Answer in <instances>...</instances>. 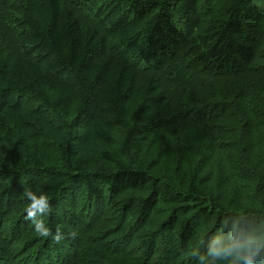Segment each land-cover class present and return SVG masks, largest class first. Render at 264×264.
Listing matches in <instances>:
<instances>
[{
    "label": "trees",
    "instance_id": "16d2710c",
    "mask_svg": "<svg viewBox=\"0 0 264 264\" xmlns=\"http://www.w3.org/2000/svg\"><path fill=\"white\" fill-rule=\"evenodd\" d=\"M210 1L0 0V264H211L197 245L264 235L261 198L244 191L237 213L219 187L223 171L241 178L248 125L264 152V98L250 82L209 86L264 72L244 37L262 0L204 17ZM99 143L93 171L82 147Z\"/></svg>",
    "mask_w": 264,
    "mask_h": 264
},
{
    "label": "rangeland",
    "instance_id": "374dc122",
    "mask_svg": "<svg viewBox=\"0 0 264 264\" xmlns=\"http://www.w3.org/2000/svg\"><path fill=\"white\" fill-rule=\"evenodd\" d=\"M218 1L219 0H214V1L211 0L209 2L210 5H208L206 7V10H205V12H202V15L204 17L208 16V14H210V13L220 15L221 12L223 11V9L225 8L228 0H224V2L222 4H217ZM206 3H204V4H206ZM201 6H202V4H201ZM253 6L254 7L251 8L250 12H248L249 14H251V16H250L251 22H250L249 17L246 16V21H248V22L245 24V27H244V29H245L244 37L246 39L250 40L251 43L256 47L255 48V50L257 51V53H256V59L257 60L255 59L256 64H257L256 68L260 67L256 71L260 72L261 68L264 67V0H262V2H260V3L254 2ZM253 13H255V14L253 15ZM9 51H10V54H12V50H9ZM263 71H264V69H263ZM245 77H246V79H237V81H234V79H227L226 81H222L221 84H223V86H221L220 83H216V82L212 81L209 83V86L213 90H216L219 87H220V89H225V88H223L225 86H229V87L235 86V83L247 84L250 82L252 84H255V87L257 90L256 95L260 96V93H261V95L264 98V72L262 74H259V75L253 74V75L245 76ZM242 81H246V82H242ZM218 85H219V87H218ZM259 89H260V91H258ZM28 105H29V103L25 104V107H27ZM36 105H38V104H36ZM261 109L264 110V103L261 104ZM36 110H41V112H42L41 115L45 116V120L47 122L49 120H51V123H54L53 126H56V127H54L55 129H57V126H58L57 124H59V123L63 127L65 126L66 120L55 115L53 112H50L51 110H47L43 106H41V109L37 108ZM36 110H34L33 112H35ZM17 119L19 120V117H17ZM23 119L28 120L30 118H28L26 116ZM234 121H236L234 119V117L227 115L226 118H224L223 120H221L219 122L220 124L223 125V128H221L219 126L220 130L223 132V130H226L227 126L229 124L234 123ZM214 125H216L218 127L217 122L214 123ZM235 125H237V127L240 128L242 123L240 122V123L235 124ZM242 126H243V128H245V125H242ZM55 129L52 128V131ZM247 129H248V131H251V137L247 136V133H245L243 138H242V142L239 146V147H243L245 145H248V147L245 149V151L243 152V155L241 157V160L243 162L244 167L241 168L239 171H237V174L241 175V178L240 177H231V175L230 176L228 175L227 171H223V173H224L223 178L228 177L229 181L227 182L226 185L224 184L223 186L221 185L222 184V182H221L220 186H219L221 188L220 194H221V199H222L224 205L230 211H234L237 213H239L240 205L242 203H244V197H243L244 191L250 192V193H252V195H257L258 198L259 199L261 198V200L264 202V152H263V150L257 148V147L261 148L260 142L255 137V135L258 133L255 130H252L249 125L247 126ZM216 133L218 135V132H216ZM236 133H237V131L235 132V134ZM217 135L215 134V137H217ZM44 137L45 138L40 141L41 143H44L43 141L45 139H47L46 135H44ZM233 138H234V140H236L237 136L234 135ZM219 145H221V144H219ZM82 149L84 151L82 154V157L85 158L86 160H88L87 163H88L89 167L90 166L92 167L93 171H95L97 169L104 168V166L102 165V162L101 161L99 162L98 156L102 151L106 150L105 145H103L102 143L101 144L99 143V145L93 144V145L85 147V148L82 147ZM43 150H45V149H43ZM218 151L223 157H229V156H231V155L233 156L235 154H236L235 157H237L239 149L233 150V153H232V151H229V150L224 149V148H222V149L219 148ZM232 156L230 158H232ZM219 158H221V156ZM170 166L172 168L164 167V166L159 167L158 172L156 174L162 175V177H167L169 175L167 173L168 170H170L171 173H174V170H175V164L172 163ZM212 167H213V165H211L209 167V169H206V171L204 173L205 178H206V182L208 181L207 187H209L211 185L210 180H211V178H214V176H215L214 173L218 172V169H216V167H213V168ZM111 185L112 184L110 183L109 186H111ZM58 217L61 218L60 213H59ZM34 223L35 222L32 223V226H33V230L35 231ZM99 223L100 222L97 221V223L95 224L94 236L97 233V231H101L100 228L103 226L101 224L99 225ZM37 224L41 225V220H39V222H37ZM208 227H209L208 225H205V226H203V229L205 231H207ZM250 237L251 238L247 239L246 243L243 246H239L237 248H231V245H229L228 242L223 243L224 238L220 239V237L217 236L216 239L210 240L209 243L206 245V247H205V244L202 245L201 247H199V245H197L193 251L195 252V251L202 248L204 251V256H206L210 259L211 264H246L248 262H251V263L254 262L253 264H264V258L255 257L258 254L259 249H261L264 246V235H259L257 237L256 236H250ZM202 240H200V242ZM120 247L117 248V252L122 251V250H120L121 249ZM85 251L86 252L89 251L91 253L90 254L91 256H95V248L92 247L91 245H90L89 250H85ZM256 252H257V254H255ZM105 253L106 254H114L113 252H110L109 250H106ZM111 257L112 256H109L108 258H104V260L99 259V264H113L112 261L116 258H111Z\"/></svg>",
    "mask_w": 264,
    "mask_h": 264
},
{
    "label": "clouds",
    "instance_id": "9594fccd",
    "mask_svg": "<svg viewBox=\"0 0 264 264\" xmlns=\"http://www.w3.org/2000/svg\"><path fill=\"white\" fill-rule=\"evenodd\" d=\"M26 195L29 196L30 198H33L34 199V197L32 196L31 192H27L26 191Z\"/></svg>",
    "mask_w": 264,
    "mask_h": 264
},
{
    "label": "snow or ice",
    "instance_id": "6c2138e0",
    "mask_svg": "<svg viewBox=\"0 0 264 264\" xmlns=\"http://www.w3.org/2000/svg\"><path fill=\"white\" fill-rule=\"evenodd\" d=\"M42 203V202H41Z\"/></svg>",
    "mask_w": 264,
    "mask_h": 264
}]
</instances>
